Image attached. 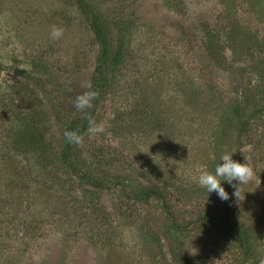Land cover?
<instances>
[{
	"label": "rangeland",
	"instance_id": "1",
	"mask_svg": "<svg viewBox=\"0 0 264 264\" xmlns=\"http://www.w3.org/2000/svg\"><path fill=\"white\" fill-rule=\"evenodd\" d=\"M85 4L0 0V264H256L230 230L240 223L264 260V118L252 102L240 118L251 136L222 123L246 88L264 97L257 0ZM71 125L81 143L70 158L87 177L57 162ZM30 136L24 151L11 144ZM225 151L253 170L239 199L223 182L230 223L226 202L198 184ZM153 185L175 218L147 198Z\"/></svg>",
	"mask_w": 264,
	"mask_h": 264
},
{
	"label": "trees",
	"instance_id": "2",
	"mask_svg": "<svg viewBox=\"0 0 264 264\" xmlns=\"http://www.w3.org/2000/svg\"><path fill=\"white\" fill-rule=\"evenodd\" d=\"M75 1L79 4L80 8H82V9L85 8V6H86L85 0H75ZM256 6L258 7V9H257L258 12L257 13L260 16H264V5L262 4V2L257 0ZM95 32L99 36H103L104 29L102 27L97 26V28L95 29ZM106 52H109L110 56H112L111 57L112 59L117 58L120 55V53L118 51L114 52V51H112V49L111 50L109 49V51H106ZM263 56L264 55L262 54V56L260 58V61H259L260 69L257 70L256 68H253L255 70V72H257L258 75L261 78L260 82L258 83V87L261 88L260 89V93L261 94H262V92H264V61H263ZM2 65H3V60L0 59V67ZM26 70L30 71L29 69H26ZM249 84H251L250 81H249ZM249 84H248V86H249ZM245 90H247V91H246V93L244 95L242 94V92H240V96L239 97H241V99H240L241 101H239L237 103H234V106L232 107V114L228 118H226V120H224L222 122L224 124L225 123L226 124L227 123H230V124H234L235 123V125L237 127H239L238 124H240L239 137H241L244 133L248 134L247 136H251L250 133L248 132V128H249L250 125H253V121H250L251 120L250 118L245 119V121L244 120L240 121V118H242V116H244L245 111L248 110V109H245L243 111V113L241 114V112H242L241 108H243L241 106H243V105L251 106V103L254 102V104L252 105V106H254V109L251 111V113L252 112L254 113L253 114V118L254 119H259V120L264 118V97L256 99V96L254 95V93L252 91L249 90V88H246ZM95 94L96 95H95L94 99L96 100L95 102H97L100 99V96L98 95V90L95 91ZM87 113H89V112H87ZM88 121H89V118L86 121H84V126L87 125ZM72 125L75 126L76 124L72 123ZM72 125H71V127L69 129V132H75L76 133V129ZM256 126H257L256 128L258 130L259 129H264V125H261V124L257 125L256 124ZM32 135H34V134L32 133ZM32 137L31 136L29 138H24L23 137L22 140L17 138V139H14L11 144H15V145H17L19 147H22L23 151H24L26 147L31 146V143L34 142ZM263 137H264V135H263ZM35 148H37V145H35L34 149ZM73 151H74V143H72L69 140H67L66 149L62 150V152L60 153V155H59V157L57 159V162L62 166V168L63 167L66 168L67 171H69V173L71 175H73V176H77L79 178H81V176H83V177L89 176L88 173L83 172L71 160L70 157H71V154H72ZM46 158L47 157H45L44 159H46ZM41 159L43 161V158H41ZM145 192H147V194H146L147 198H149L151 196H156V197L160 198L162 200V202H163V206H164L165 212L168 213L170 216H172V218H175V213L170 208V205L167 203L165 192H163L161 190V188H159L158 186H154L153 185V186L150 187V189L148 191H145ZM228 193H229V197L230 198H229L228 201H225L226 202V207H224V210H225V217H224L225 218V223H230L231 222L230 221L231 211L233 212L232 203H234L233 201H231V200H233V198L230 196L231 192H228ZM208 220L210 222H212V224H214V219L213 218L209 217ZM226 226H227V224H226ZM230 230L232 232H235V234L239 235L240 238H242L244 255L246 257L252 259L253 261H255L256 264H260V261L257 258V255L255 253L256 250H255V245H254V242H253L252 230L245 223H240V224H236V225H233V226L230 225Z\"/></svg>",
	"mask_w": 264,
	"mask_h": 264
},
{
	"label": "clouds",
	"instance_id": "3",
	"mask_svg": "<svg viewBox=\"0 0 264 264\" xmlns=\"http://www.w3.org/2000/svg\"><path fill=\"white\" fill-rule=\"evenodd\" d=\"M50 35L54 39H59L63 35V29L53 26ZM95 95V92L90 91L77 96L75 106L78 109L90 107L91 100ZM101 130L97 127L89 129L93 133ZM65 135L70 142L81 143V137L75 132H66ZM232 155L233 153L225 151L221 154L220 162L215 165L213 171L206 169L200 171L198 184L206 191L207 197L214 192L220 200L228 201L230 198L229 193L223 187V182H227L233 188L232 196L239 199L240 186L251 180L253 170L249 166L248 161L246 163L238 162L232 158ZM260 264H264V260H261Z\"/></svg>",
	"mask_w": 264,
	"mask_h": 264
}]
</instances>
